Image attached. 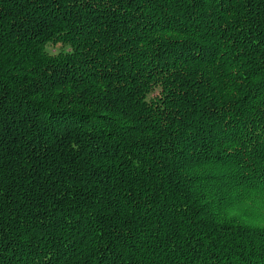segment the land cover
Returning a JSON list of instances; mask_svg holds the SVG:
<instances>
[{
    "label": "trees",
    "instance_id": "obj_1",
    "mask_svg": "<svg viewBox=\"0 0 264 264\" xmlns=\"http://www.w3.org/2000/svg\"><path fill=\"white\" fill-rule=\"evenodd\" d=\"M0 264H264V0H0Z\"/></svg>",
    "mask_w": 264,
    "mask_h": 264
}]
</instances>
